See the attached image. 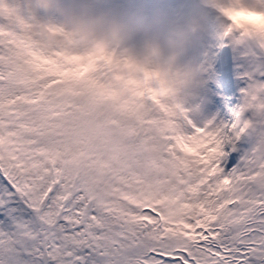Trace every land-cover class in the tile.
Wrapping results in <instances>:
<instances>
[{
  "label": "snow or ice",
  "instance_id": "obj_1",
  "mask_svg": "<svg viewBox=\"0 0 264 264\" xmlns=\"http://www.w3.org/2000/svg\"><path fill=\"white\" fill-rule=\"evenodd\" d=\"M259 4L222 11L243 31L264 26ZM59 85L0 72V264H264V109L141 147L78 124Z\"/></svg>",
  "mask_w": 264,
  "mask_h": 264
},
{
  "label": "clouds",
  "instance_id": "obj_2",
  "mask_svg": "<svg viewBox=\"0 0 264 264\" xmlns=\"http://www.w3.org/2000/svg\"><path fill=\"white\" fill-rule=\"evenodd\" d=\"M260 8L259 0H241ZM232 0H192L184 12L119 0H0V72L13 82L52 74L85 127L112 126L165 142L190 123L186 112L206 83L211 65L192 53L203 42V25L213 15L216 38L227 41L247 68L237 79L243 111L264 109V26L241 31L222 9ZM189 106V107H186ZM111 148V143L107 145ZM147 155V152H145ZM88 163L81 159L82 166Z\"/></svg>",
  "mask_w": 264,
  "mask_h": 264
},
{
  "label": "rangeland",
  "instance_id": "obj_3",
  "mask_svg": "<svg viewBox=\"0 0 264 264\" xmlns=\"http://www.w3.org/2000/svg\"><path fill=\"white\" fill-rule=\"evenodd\" d=\"M156 2L157 0H141L137 6H143L146 10L151 11L154 7L158 6ZM191 3H192V0H174L173 2H170L168 5H166V8H168L170 11H173V12H184L191 5ZM180 6H181V9H180ZM211 22H212V19L208 15L203 25V29H204L203 42L192 53V55L196 56L198 60L204 61L206 67L209 64L211 65V58H210L211 57V42H212ZM229 59L231 61L229 68H230V73L232 75L235 91L241 98V89L244 88L245 80L237 79V76L239 73H241L242 70L243 71L245 70L244 67L247 68L245 63L248 61L245 59L239 58L238 52L234 51L231 46H230V52H229ZM257 79H264V78L257 77ZM208 96H211V99L215 103V106L217 108L218 106L217 104H219V101L216 97V81H215V77H214L211 67H210V71L206 78V83L203 85L201 89L198 90V93L193 101L196 102L199 105V107L200 106L202 107V104L207 100ZM186 117H187V120L190 122L188 125L191 129L192 128L195 129V125L198 127H203L206 124H208L209 121H211L213 124L216 121V118L214 119L213 114H212V117L204 125L203 124L197 125L196 122L193 121V119H189V116H187V112H186ZM246 119H248L250 123L251 122L255 123V121L260 119V117L259 116L253 117L251 111H249V114L246 116ZM246 145L245 146L241 145L239 147L236 146L237 151L233 153V155L239 157L244 151L250 150V148L253 146V144L250 146L248 145L246 146Z\"/></svg>",
  "mask_w": 264,
  "mask_h": 264
},
{
  "label": "bare ground",
  "instance_id": "obj_4",
  "mask_svg": "<svg viewBox=\"0 0 264 264\" xmlns=\"http://www.w3.org/2000/svg\"><path fill=\"white\" fill-rule=\"evenodd\" d=\"M224 54H225L224 61L226 63V68H225L226 79H225V81L227 82V79H229L228 80V83H227V87H228V90H229L230 93L228 95L231 96L232 98H235V103H236V105H235V111H236V109L238 110L239 105L241 106V98H240V96L235 91V87H234V84H233L232 75L230 73L229 65H230L231 61H230V59L229 60H226V58L228 56V48H227V50H226V52ZM245 64H246V66H248V62H246ZM244 69H246V67H244ZM241 72H243V70ZM246 83H247V81L245 80L244 88L246 86ZM193 100L190 101V105L191 106H196L195 107V111H187V116H189V119H193V121H195L197 125H200V124L201 125L202 124L204 125L212 117V114L215 115L214 114L215 113V110H216L215 103L212 101L211 96H208L207 97V100L202 104V107L201 106L199 107V105L196 102H194ZM227 106H230V104H227ZM186 107H189V106H186ZM248 114H249V111H246L245 113L242 114V118L243 119H246V116ZM231 119H233V118H231ZM197 127L198 126L195 125V128H197ZM186 128L191 129L189 127V125H187ZM250 131L252 133V130H250ZM254 138L255 137L252 134L251 139L246 144L248 146L254 144V140H255ZM246 144L243 143L241 145L242 146H245ZM236 146H237V143H236L235 147Z\"/></svg>",
  "mask_w": 264,
  "mask_h": 264
},
{
  "label": "water",
  "instance_id": "obj_5",
  "mask_svg": "<svg viewBox=\"0 0 264 264\" xmlns=\"http://www.w3.org/2000/svg\"><path fill=\"white\" fill-rule=\"evenodd\" d=\"M245 141H249L252 137L251 133L245 134Z\"/></svg>",
  "mask_w": 264,
  "mask_h": 264
}]
</instances>
